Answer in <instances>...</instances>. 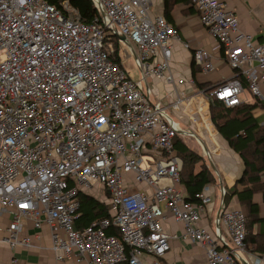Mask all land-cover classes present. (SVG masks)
I'll list each match as a JSON object with an SVG mask.
<instances>
[{"label":"built area","instance_id":"obj_1","mask_svg":"<svg viewBox=\"0 0 264 264\" xmlns=\"http://www.w3.org/2000/svg\"><path fill=\"white\" fill-rule=\"evenodd\" d=\"M91 1L99 16L83 22L67 0L60 8L45 0H0V214L9 217L0 225L4 243L30 246L24 234L29 221L35 229L49 228L60 261L143 264L141 255L162 257L171 239L182 238L204 248L207 264H241L245 214L221 209L212 235L201 224L211 183L192 202L180 185L182 161L174 151L179 126L168 111L179 118L188 97L178 89L186 79L173 76L170 60L174 42L184 49L190 44L153 11L152 0ZM189 3L233 70L230 79L203 91L208 103L236 105L243 89L261 98L264 43L241 31L223 0ZM114 38L119 56L120 46L129 45L140 79L112 57ZM192 62L203 73L214 69L213 56L201 47L193 49ZM148 77L171 87L169 103L150 100ZM80 191L107 204L110 217L77 228ZM219 191L225 193L222 186ZM161 203L182 223L180 235L164 228ZM109 226L118 234L105 233ZM220 226L231 245L222 244Z\"/></svg>","mask_w":264,"mask_h":264},{"label":"crops","instance_id":"obj_2","mask_svg":"<svg viewBox=\"0 0 264 264\" xmlns=\"http://www.w3.org/2000/svg\"><path fill=\"white\" fill-rule=\"evenodd\" d=\"M227 7L233 10L239 18V26L242 32L250 35L253 42L264 43V0H223ZM153 11H163V0H152ZM170 24L178 31L181 41L190 44V48H182L179 42H174L171 50L170 68L175 78H184L186 82L178 85V89L185 92L188 99L179 113L178 132L181 137L188 140L193 139L197 151L212 169L216 181L211 183L210 203L207 205L201 224L213 235L218 227V213L221 209H239L247 214V208L240 204L236 196H232L226 206H223L219 188L225 190L233 189L236 181L244 170V164L240 156L232 150L227 142L219 135L209 117V103L203 94L208 88L216 83L228 80L233 76V70L222 58L221 46L207 33L199 21L197 11L189 3H173L169 9ZM195 47L204 48L213 56L214 69L203 73L192 62V51ZM121 60V55H120ZM121 62V61H120ZM124 66V65H123ZM196 72L192 75V70ZM132 76V74H131ZM133 78V77H132ZM134 79V78H133ZM140 79V72L139 78ZM191 79L192 83H187ZM198 84H203L200 89ZM152 102L167 104L173 98L172 89L162 80L148 77L144 83ZM261 98L251 95L246 89L240 94L241 102L254 103L256 99L264 104V78L260 82ZM260 125L264 124V108H255L252 111ZM204 148V150L201 148ZM209 153L207 158L205 153ZM264 180V174L261 175ZM241 189L240 185L236 186ZM253 202L257 204L254 221L248 224V237L246 251L241 253V264H264V252L262 241L264 240V198L260 191L253 193ZM166 218L163 222L164 228L169 233L179 234L182 232V223L175 221L167 212L164 204H160ZM9 217L0 214V225L4 226ZM221 242L231 245V241L224 229L220 226ZM24 234L30 237V246H17L14 249L4 243V233L0 232V259L2 264H9L12 258H16L17 264H85L76 263L73 260H57L56 251L52 248L49 228L44 225L40 229L32 227L26 222ZM170 249L162 257L154 258L151 255H141L143 264H207L205 250L202 246L183 240L182 238L171 239Z\"/></svg>","mask_w":264,"mask_h":264},{"label":"trees","instance_id":"obj_3","mask_svg":"<svg viewBox=\"0 0 264 264\" xmlns=\"http://www.w3.org/2000/svg\"><path fill=\"white\" fill-rule=\"evenodd\" d=\"M47 3L60 8L63 0H45ZM69 4L77 10L79 18L83 22H90L95 16H99L97 9L91 0H67ZM186 3L189 0H163V11L165 19L170 22L169 9L173 3ZM109 39V38H107ZM114 51L112 57L120 63L119 45L117 39H113ZM196 70H192L194 76ZM238 77V76H237ZM203 84L198 87L203 88ZM214 86V85H213ZM211 88V87H210ZM208 88L206 91H208ZM264 104L258 101L254 103L239 102L233 106H225L220 100L209 102V117L211 123L216 128L219 135L227 142L228 146L234 150L242 159L244 170L240 178L236 181L233 189L225 190L221 202L223 206L229 202L232 196H236L240 204L247 208L246 216V237H248V224L257 213V204L253 202V193L260 191L264 198V124L260 125L253 116V109ZM243 132V133H242ZM174 151L182 161L180 173L181 187L185 191V200L195 201V193L199 192L206 183L216 181V177L210 166L204 162L201 155L190 147L185 137L176 134L174 138ZM237 185L241 189H237ZM79 207L78 216L75 219V226L83 229L92 223L110 217L109 207L100 199L84 191L78 193ZM107 234H118L115 227L105 228ZM262 251L264 252V240L262 241ZM121 264H127L123 262Z\"/></svg>","mask_w":264,"mask_h":264},{"label":"rangeland","instance_id":"obj_4","mask_svg":"<svg viewBox=\"0 0 264 264\" xmlns=\"http://www.w3.org/2000/svg\"><path fill=\"white\" fill-rule=\"evenodd\" d=\"M120 49H121V53H120L121 63L124 65L126 70L132 74V77L134 79L139 78V69L137 68V66L134 63V56H133V54H131V49H130L129 45H127V43H123L120 46ZM124 51H127V53H129V56H125ZM168 113L170 114V116L172 118L176 119L175 115L171 111H168ZM188 144L191 145L192 147H194L197 151H199L198 148L196 147V145H194L193 139L188 140Z\"/></svg>","mask_w":264,"mask_h":264},{"label":"water","instance_id":"obj_5","mask_svg":"<svg viewBox=\"0 0 264 264\" xmlns=\"http://www.w3.org/2000/svg\"><path fill=\"white\" fill-rule=\"evenodd\" d=\"M123 39V38H122Z\"/></svg>","mask_w":264,"mask_h":264}]
</instances>
